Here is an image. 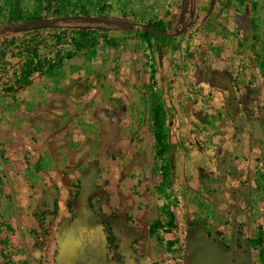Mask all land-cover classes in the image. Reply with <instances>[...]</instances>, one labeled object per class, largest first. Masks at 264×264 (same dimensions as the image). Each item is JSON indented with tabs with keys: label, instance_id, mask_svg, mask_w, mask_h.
Segmentation results:
<instances>
[{
	"label": "rangeland",
	"instance_id": "obj_1",
	"mask_svg": "<svg viewBox=\"0 0 264 264\" xmlns=\"http://www.w3.org/2000/svg\"><path fill=\"white\" fill-rule=\"evenodd\" d=\"M14 1L0 0V151L31 263L46 264L51 243L77 233L74 220L90 217L107 237L120 203L147 202L151 223L174 209V223H199L230 264H264V0H55L42 27L8 24ZM16 2L23 13L38 5ZM155 22L163 42L143 33ZM58 60L64 78L47 80ZM39 156L47 165L27 175ZM198 240L145 241L138 264H186ZM24 259L0 166V264Z\"/></svg>",
	"mask_w": 264,
	"mask_h": 264
},
{
	"label": "crops",
	"instance_id": "obj_2",
	"mask_svg": "<svg viewBox=\"0 0 264 264\" xmlns=\"http://www.w3.org/2000/svg\"><path fill=\"white\" fill-rule=\"evenodd\" d=\"M94 188V187H93ZM95 192L94 189H90V193H87V196L89 194ZM116 195L119 197H127L129 196V192L125 191V193L121 190H118L116 192ZM118 197H116L115 201L118 202ZM117 206L118 203H117ZM151 207V206H150ZM147 207V202H144L143 205L138 204H121L116 208V211L111 214V220H110V228H111V237H113L115 242V250L113 253L114 259L111 263L108 262V254H109V244L107 237V245L108 249L106 250V253L104 254L105 257V264H138V253L136 251L145 252L147 251V245L145 241L153 240V244H157L156 241H159L158 245L161 247L168 238H171V236L177 235L180 240L184 239L186 237V234L189 233L190 239H196V237H200L201 239L205 237H208L206 233H203L200 230V224L194 223L191 225L188 224V230H182L183 228L178 226L177 218L175 219L176 228L173 229L170 232H164L162 229H159L153 234H150L149 227L151 225V220L148 221L149 217L154 214V211L152 209H156V207L150 208ZM173 214H175V210L173 209ZM140 218H143V226H145L146 223V231L142 229L143 231H140L141 222ZM146 221V222H145ZM164 222V221H163ZM74 223H78L77 219L74 220ZM180 224V223H179ZM145 228V227H144ZM179 228L182 230H179ZM206 239V238H205ZM135 240H142L144 242H141L140 244L134 245L133 241ZM56 241V243H55ZM54 242L51 243L50 249L55 248V245L58 246V255L51 257L50 254L53 252V250L48 252H44L47 262L46 264H96L97 256L94 254V252L91 250V240L88 239L86 242V238L82 235L81 231L70 232V236L62 237L60 239H56ZM66 245V246H65ZM151 245V242H150ZM158 246V248H159ZM150 251L154 249L152 245L150 246ZM67 249V250H66ZM105 252V251H104ZM148 252V251H147ZM146 253V252H145ZM191 254H196L198 256L196 259L194 258V261H198L197 263H200V254L195 252V250L190 249L187 251V256ZM121 255L125 258V262H117L118 256ZM150 256V255H149Z\"/></svg>",
	"mask_w": 264,
	"mask_h": 264
},
{
	"label": "trees",
	"instance_id": "obj_3",
	"mask_svg": "<svg viewBox=\"0 0 264 264\" xmlns=\"http://www.w3.org/2000/svg\"><path fill=\"white\" fill-rule=\"evenodd\" d=\"M55 0H37L38 5L37 9L33 14L31 13H23L22 9L20 6H18L16 0L14 3H11L9 11L7 13V23L11 24H17L19 26H33V27H42L45 26L46 24V18L43 16L41 17L40 12L43 8L47 9L51 13H59L58 9H55V11H50L49 9L51 8V3ZM57 1V0H56ZM124 1V0H122ZM240 5H243L246 0H238ZM148 26L150 27H156L157 29H160L163 31V26H161L158 22L155 23H150ZM143 33L147 36H154L156 38H161V41L163 42L164 39L168 37L166 33H150L143 31ZM109 44L111 46H116V43L111 41L109 39ZM162 44V43H161ZM44 77L47 80H52L54 82H58L60 79L64 78V68H63V63L61 60H58L55 63H51L46 70L43 73ZM143 103L144 106L147 103V99L143 96ZM146 108V107H145ZM153 114H152V120H153V130L155 134V138L158 141V143L162 144V148L160 149V152L163 151L164 148L167 147V142H166V132H165V122L164 119L161 116V109L159 107L153 108ZM262 125V123H261ZM1 154L3 155V152L1 151ZM4 161L6 162L5 158ZM48 161L45 160L42 156H39L34 162L28 163L26 166V174L30 175V173L36 175L39 171H41L46 165ZM160 170H165L164 175H168V165H162ZM92 197H89V200H91ZM90 208L92 211L96 210V204L90 203ZM168 221L166 223L163 222L160 218L155 219L150 227H149V232L150 234L155 233L159 229H162L164 232H170L174 227V216L172 213H168ZM108 242H113L114 239L111 237V228H108V236H107ZM260 242V238L258 239ZM30 259L32 260V255L30 254ZM24 264L26 263V260L24 259ZM159 264V263H156Z\"/></svg>",
	"mask_w": 264,
	"mask_h": 264
},
{
	"label": "flooded vegetation",
	"instance_id": "obj_4",
	"mask_svg": "<svg viewBox=\"0 0 264 264\" xmlns=\"http://www.w3.org/2000/svg\"><path fill=\"white\" fill-rule=\"evenodd\" d=\"M90 222V217L86 216L82 221H78L76 228L78 231H81L82 235L86 238V242L88 239L91 240V250L97 256L96 264H105L104 254L108 249L106 234L102 229L97 231L94 230ZM84 228H86L85 232L83 231ZM205 236L202 239L200 238L196 243L195 252L200 254V263L197 264H230L232 252L225 250V248L218 243H213L212 240ZM189 256L190 255L187 256L186 264H196V262H198L193 260L189 263Z\"/></svg>",
	"mask_w": 264,
	"mask_h": 264
},
{
	"label": "water",
	"instance_id": "obj_5",
	"mask_svg": "<svg viewBox=\"0 0 264 264\" xmlns=\"http://www.w3.org/2000/svg\"><path fill=\"white\" fill-rule=\"evenodd\" d=\"M143 31L150 32V33H164V31L157 29L156 27H150V26H144ZM257 130H258L259 134L262 133V127L259 123L257 124ZM0 166H1V169H2V171L6 177V180H7L8 186H9L13 214H14L18 234H19V237L21 240L22 249H23L24 254H25V260H26L27 264H32L31 260H30V251H29L28 245L26 243V240H25L22 228H21V224H20V218H19V213H18V208H17L16 195H15V191H14V187H13V182H12L11 176L8 172V169L6 167L4 157L1 154V151H0ZM196 257L198 260V256L196 254H191L189 256V259H188L189 263H191V261H193L194 258L196 259Z\"/></svg>",
	"mask_w": 264,
	"mask_h": 264
},
{
	"label": "bare ground",
	"instance_id": "obj_6",
	"mask_svg": "<svg viewBox=\"0 0 264 264\" xmlns=\"http://www.w3.org/2000/svg\"><path fill=\"white\" fill-rule=\"evenodd\" d=\"M66 246V245H65ZM67 250V249H66Z\"/></svg>",
	"mask_w": 264,
	"mask_h": 264
}]
</instances>
